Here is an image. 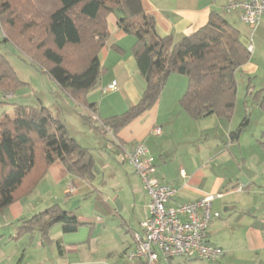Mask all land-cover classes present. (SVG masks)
<instances>
[{
    "label": "crops",
    "instance_id": "obj_1",
    "mask_svg": "<svg viewBox=\"0 0 264 264\" xmlns=\"http://www.w3.org/2000/svg\"><path fill=\"white\" fill-rule=\"evenodd\" d=\"M228 1L140 0L144 13L154 19L156 34L171 35L174 40L205 25L212 11L224 16L244 34V23L238 12L226 10ZM107 20L109 37L98 53L103 72L99 86L86 95L88 102L95 104L100 119L120 114L136 104L145 87L131 51L135 38L117 27L114 14L108 15ZM251 28L256 39L259 37L261 44L264 43V16ZM37 71L42 75L41 70ZM241 71L249 75L247 87L256 88L250 75H255L259 66L253 57L236 71L237 82ZM40 77L54 85L48 75ZM112 81L117 84L116 90L103 93V87ZM186 85L184 75L170 74L156 103L122 127L115 137L89 130L94 135L93 143H82L68 131L91 153L100 144L102 160L107 166L113 164L117 169L120 163L131 169L132 175L116 173L109 181L111 187H124L125 191L107 193L98 187L103 180L97 181L94 156L91 180L69 173L60 160L53 161L31 193L0 211V264H137L124 257V252L133 243L132 234L140 232V223L148 215V195L139 176L123 160V152L136 142L143 143L154 157L159 179L176 188L171 204L220 194L212 202V209L219 216L211 220L207 240L221 247L223 256L215 262L176 256L159 264H264V143L251 133L250 143L242 145L239 139L245 126L240 127L236 137L240 123H235L234 117L227 120L213 115L228 121L227 125L219 122L221 130H203L197 126V119L192 120L179 104ZM25 93L18 89L11 97L0 99L5 103L13 98L5 112L12 114V104L18 101L24 102L19 103L23 105H44L41 99L38 103L26 101ZM72 103L74 107L78 105ZM156 126L161 128L158 135L152 133ZM73 198L77 199V205L69 203ZM54 200L59 201L54 203ZM64 203L69 204L63 206ZM53 204L83 224L73 232H63L60 225H53L48 231V243L41 241L38 230L16 239L11 237L16 232L14 221L28 218Z\"/></svg>",
    "mask_w": 264,
    "mask_h": 264
},
{
    "label": "trees",
    "instance_id": "obj_2",
    "mask_svg": "<svg viewBox=\"0 0 264 264\" xmlns=\"http://www.w3.org/2000/svg\"><path fill=\"white\" fill-rule=\"evenodd\" d=\"M110 14L115 15L121 31L135 38L131 51L145 87L136 104L100 119L86 95L99 86L103 69L98 53L109 37ZM0 30L4 34L0 42L13 44L83 106L88 112L84 120L91 127L114 137L156 103L170 74L187 78L179 104L190 118L215 115L231 119L236 71L250 58L239 30L221 14L212 11L205 25L174 40L171 35L156 34L154 19L144 13L140 0H0ZM21 84L0 53L2 91L18 90ZM248 92L264 115V88ZM247 124L246 116L239 127ZM55 160L73 175L93 178L92 153L69 135L64 122L41 104L13 103L12 114L0 115V211L29 194ZM13 223V239L38 230L43 243L50 241L48 231L53 225H60L63 232H73L83 224L58 204Z\"/></svg>",
    "mask_w": 264,
    "mask_h": 264
},
{
    "label": "built area",
    "instance_id": "obj_3",
    "mask_svg": "<svg viewBox=\"0 0 264 264\" xmlns=\"http://www.w3.org/2000/svg\"><path fill=\"white\" fill-rule=\"evenodd\" d=\"M226 10L238 12L240 21L253 27L264 16V0H229ZM116 88V82L112 81L102 92ZM9 95L4 94L6 98ZM160 132L159 126L152 129L155 135ZM123 160L139 176L148 195V215L140 223V232L132 234L133 243L124 252V257L137 264H159L161 260L176 256L207 262H215L223 256V249L207 240V228L211 220L219 216V212L212 209V202L220 194L171 204L177 190L159 179L154 157L143 143L136 142L125 150Z\"/></svg>",
    "mask_w": 264,
    "mask_h": 264
},
{
    "label": "rangeland",
    "instance_id": "obj_4",
    "mask_svg": "<svg viewBox=\"0 0 264 264\" xmlns=\"http://www.w3.org/2000/svg\"><path fill=\"white\" fill-rule=\"evenodd\" d=\"M242 27L244 30V34L243 32H240L243 34V35L241 34L240 38L250 49V57H253L254 62L259 66V71L256 72L257 74L255 73V75L252 74L250 75L253 82L252 85L254 84L256 88L255 87L247 88V82H248L247 78L249 77L247 73L243 74V72L241 71L242 73L238 72L237 75V80H238L237 93H236L237 101H236V106H234L235 108L233 110L232 117H234L233 120L235 121V123L239 124L240 121L247 116L248 125L242 128L243 130L242 136L239 139L242 145H247L250 143L248 139L250 138L251 133L261 138L262 143H264V115L257 107L252 95L248 92V90L249 91L253 89L256 90L259 87L264 86V84H262V81H264L263 80L264 79V43L261 44V42L259 41V37H257L256 39L255 31L251 28L250 25L244 23V25L242 24ZM3 35H1V30H0V37ZM0 53L4 55V57L7 59L9 64L16 72L18 78L24 83L23 85L22 84L20 85L21 87L20 89L26 92L24 95L26 101H29L31 103L32 101H35L38 103L39 99H41L44 105L47 106L50 114L56 117V119H60L62 122H64L67 127V130L70 131L72 135L77 137L80 141H82V143H89V142L91 144L93 143L94 135L92 131L89 130H96V129H94V127H91L84 120V117L87 114L85 109H81L82 107H80L79 105H75L74 107L72 103L73 102L72 99L68 97L60 87H57L54 81H52L54 85H51L50 83L51 81L49 82L42 80L40 76H43V74L45 73L42 72V75H40L39 72L37 71V70L40 71L39 67L33 64L28 57L22 54L10 42H3V41L0 42ZM12 92L13 91L4 92V94L5 93L10 94L9 96L11 97ZM0 99H4V95L2 93L1 88H0ZM12 100L8 99L7 101H5V103H3V101H0V115L3 112H5L6 109H8V107H10L9 103H11L10 101ZM18 102L24 103L21 101ZM197 120H195L196 122H198L196 123V125L198 124L197 126L202 127L203 130L206 129L221 130L222 126L219 122L224 123L226 125L228 124L227 123L228 121L217 119L213 115L211 117H208L207 119L203 117L202 119H197ZM195 121L193 122L195 123ZM240 129L241 128L238 127V129H236L237 132ZM100 138L105 139L103 137ZM253 141L256 142L255 140ZM99 145L97 149H94L92 152L96 162L95 169L99 177V180L97 181L99 183L100 180L101 181L103 180V182H100V185L98 187L101 188L102 191L104 190L107 193H112L114 191H125L124 187L122 188L120 187L115 188L114 186L111 187L112 183H109V181L111 177L113 179L115 178L116 173L117 175L119 174L122 176L129 174L132 175L131 169L128 168L125 164H120V163H118L117 169L116 167L111 166L113 164L107 166L102 160L103 156H102V152L100 151ZM109 148L112 147L110 146ZM101 171H103V175L101 174ZM121 183H122L121 186H123V181H121ZM22 197L24 196H21L19 199H21ZM56 201L58 202L59 200H54V203ZM69 203L70 204L72 203L73 205H77V199L73 198ZM69 203L66 204L64 203L63 206H67Z\"/></svg>",
    "mask_w": 264,
    "mask_h": 264
},
{
    "label": "water",
    "instance_id": "obj_5",
    "mask_svg": "<svg viewBox=\"0 0 264 264\" xmlns=\"http://www.w3.org/2000/svg\"><path fill=\"white\" fill-rule=\"evenodd\" d=\"M238 134H239V131L237 132L236 137H238Z\"/></svg>",
    "mask_w": 264,
    "mask_h": 264
}]
</instances>
